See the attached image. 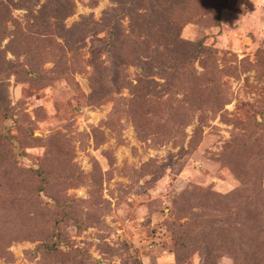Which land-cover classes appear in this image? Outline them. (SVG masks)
<instances>
[{
    "label": "rangeland",
    "instance_id": "374dc122",
    "mask_svg": "<svg viewBox=\"0 0 264 264\" xmlns=\"http://www.w3.org/2000/svg\"><path fill=\"white\" fill-rule=\"evenodd\" d=\"M67 1L69 15L40 27L49 36L0 42L19 120L1 122L19 144L0 149L47 172H14L19 187L0 191V264H264V0H231L215 25L212 0L179 3L192 62L158 45L141 67L122 57L133 38L103 52L119 0ZM24 14L12 10L11 29Z\"/></svg>",
    "mask_w": 264,
    "mask_h": 264
},
{
    "label": "trees",
    "instance_id": "16d2710c",
    "mask_svg": "<svg viewBox=\"0 0 264 264\" xmlns=\"http://www.w3.org/2000/svg\"><path fill=\"white\" fill-rule=\"evenodd\" d=\"M38 1L39 0H0V42L5 38H8L10 41L15 37H19V42H22V45H25V43L34 38V36H49V31L43 33L41 32L42 28L40 27H42V24L47 23L50 25L49 22L52 19H62L64 16L66 17L69 15L72 10L71 3L67 0H45L40 4L39 8H36ZM163 1L166 3L164 4ZM230 1L231 0L211 1L207 9L209 10V16L212 20L211 22H213L214 25L219 22L220 10L225 8L230 3ZM136 2H149V6L143 7L142 11L140 12L132 11V13L130 10L132 9L133 4ZM118 3L122 4L124 7L120 9L115 15H113L112 19L114 22H104L103 24L105 29H107L106 38L101 39L103 41V45H106V50L103 51L104 53L113 52V45L115 46V43L122 44L121 42L127 41L129 38H133L132 42L137 41L138 45L135 46L134 49H130L128 52L122 54V57L123 59L129 60L134 57L135 64L138 67H141L140 64L143 63L144 59L149 58L152 64L158 60V54L160 52V50L157 49L158 47H156L158 45H161V47L170 52V54H177L175 58L178 60L179 64H183L184 66L185 64L188 65L192 62L193 56H189L190 52L189 54L183 53V51H185L182 48L184 47L182 46L184 44V40H182L179 32L182 24H180V20H176L175 9L176 7L179 8V3L184 5L191 3V5L193 4L195 7H202L205 4L204 0H119ZM150 4L153 7H150ZM67 7L71 8L70 11ZM14 8L25 10L24 15L26 22L23 27L19 29V31L10 28L13 21H16V19L12 17V10ZM149 10H152V12L147 14ZM125 12L128 14L131 13V23L130 26L127 27L126 32H124L122 28L119 29L118 26L121 24H119L117 20L123 17ZM205 14L206 13L203 12L202 15L205 16ZM186 20L188 19H185V21ZM119 39L120 41L117 42ZM101 43L102 42H100V44ZM150 46L155 47V49H150ZM5 48L6 47H4V50ZM96 48L94 49H96L95 53L97 54V50H100V48ZM197 48H199V44L195 46V49ZM111 55L112 54H110V57ZM119 55L121 56V53H119ZM9 62L10 61L7 62L5 58L2 63H0V70L5 68L7 65L10 66V70L7 72V74L12 71L11 64ZM19 69L24 71V65H21V68ZM1 75L2 74L0 73V78ZM5 104L6 95L4 94V91L0 89V147H8V144L11 145L14 143L19 144V142L13 141V136L8 132V126L1 123L2 121H10V123L19 122V120L16 119L17 117L13 118V110L10 107H7ZM27 128L28 126L25 127V131ZM21 155L22 152H12L11 150L0 149V168L2 165L4 167V170L2 172L0 171L3 174L0 176V191H2V188H5L7 191L12 192L16 186L19 187L18 184L13 183L15 180L11 174L14 172L23 171L25 174H29L35 180H38L41 183L45 181L47 172L40 167L23 169L22 166H14L16 165L17 157ZM40 190H43L41 184H39V187H37L34 192H38ZM1 206L2 205H0V207ZM57 221L58 220H56L55 223ZM187 224L188 222L182 224V226H187ZM54 238L55 240L53 245H51L49 249L53 248L54 250H57L56 252H58L60 248H58L56 244H59L61 239L57 235L54 236ZM7 252L8 251L5 247H1L0 257L7 255Z\"/></svg>",
    "mask_w": 264,
    "mask_h": 264
}]
</instances>
